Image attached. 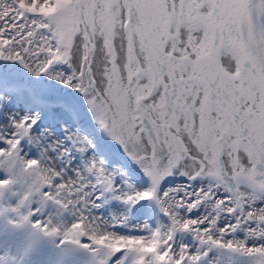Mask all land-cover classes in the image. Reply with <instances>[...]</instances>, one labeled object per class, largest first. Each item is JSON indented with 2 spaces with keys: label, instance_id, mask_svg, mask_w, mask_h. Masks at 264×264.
I'll list each match as a JSON object with an SVG mask.
<instances>
[{
  "label": "snow or ice",
  "instance_id": "6c2138e0",
  "mask_svg": "<svg viewBox=\"0 0 264 264\" xmlns=\"http://www.w3.org/2000/svg\"><path fill=\"white\" fill-rule=\"evenodd\" d=\"M0 61L72 90L0 120V264H264L247 239L264 240V0H0ZM65 112L150 187L122 191L79 129L55 139L42 116ZM173 175L215 183L162 187ZM107 196L167 219L123 234L127 216L93 214ZM206 202L216 214L193 215Z\"/></svg>",
  "mask_w": 264,
  "mask_h": 264
},
{
  "label": "bare ground",
  "instance_id": "6f19581e",
  "mask_svg": "<svg viewBox=\"0 0 264 264\" xmlns=\"http://www.w3.org/2000/svg\"><path fill=\"white\" fill-rule=\"evenodd\" d=\"M58 67H60L61 70H66V66ZM0 81L10 84L13 88L12 91L3 93L4 108L0 111V120H7L9 114L22 115L24 112L31 110L33 105L29 103V99L36 94L35 92H52L64 96L72 93L71 89L65 90V86L59 81L50 79L47 75L35 77L27 69L23 68V66L14 62L0 61ZM82 99L83 97H81V100ZM42 122L43 127L51 128L54 133V138L58 140H63L69 132L77 129L80 130L82 136H87L84 135V133L88 132L89 136L87 137L97 144L96 149L93 150L95 154L106 161L109 169L116 170L119 173L116 179L117 183L121 184L122 191L133 189L144 190L150 187V181L141 167L130 159L124 150L122 154L120 151H116L114 148L115 145H111L107 135L101 132L98 127H95L94 132H92L89 128L79 125L72 112H65L61 114L60 117H53L50 114H47L46 117L45 113L42 116ZM92 124L95 125V121H92ZM97 149H102L103 153L97 154ZM87 155L88 154H81L74 150L73 156H75V160L72 163L77 166H83V163L87 159ZM117 156L121 157L120 161L115 160ZM131 172L134 173V176L130 175ZM125 181H127V183H125ZM188 183H191L193 188L203 186L207 189V187L215 183V181L203 177L195 181H190L189 177L186 175H173L165 180L162 187L184 186ZM227 194L226 191L223 193V195ZM142 203L144 204L143 206L140 205ZM140 204L130 208L123 200L107 196L102 202L103 207L94 209L95 213L93 214L103 217L106 221H111L114 217L127 216L126 226H118L116 228L117 231L123 234H142L141 228L143 225L150 224L153 226V224L157 225L161 221H166L167 218L160 213L154 201H142ZM201 212L215 215L216 212L213 207V202H206L201 206L199 211L193 213V215L198 216ZM233 238L246 239L247 237L244 231H240L234 234ZM185 239H190V237H185ZM247 239L250 246L252 244L264 243V240ZM215 255L216 254L213 253V256ZM217 264H229L227 256L225 255L222 259H219ZM231 264H251V262L245 258L236 257L231 261Z\"/></svg>",
  "mask_w": 264,
  "mask_h": 264
},
{
  "label": "rangeland",
  "instance_id": "374dc122",
  "mask_svg": "<svg viewBox=\"0 0 264 264\" xmlns=\"http://www.w3.org/2000/svg\"><path fill=\"white\" fill-rule=\"evenodd\" d=\"M35 93H36V94H39L38 92H35ZM80 133H81V132H80ZM84 135L89 136L88 132L84 133ZM115 149H116V151H119V150H120L121 154L123 153V149L120 148L118 145H115ZM139 178H140V176H139ZM141 181H142V180H141ZM138 183H139V181H138ZM104 206H106V205H104ZM102 207H103V205H102ZM93 213H95L94 210H93ZM153 226H156V225L153 224Z\"/></svg>",
  "mask_w": 264,
  "mask_h": 264
},
{
  "label": "water",
  "instance_id": "95a60500",
  "mask_svg": "<svg viewBox=\"0 0 264 264\" xmlns=\"http://www.w3.org/2000/svg\"><path fill=\"white\" fill-rule=\"evenodd\" d=\"M87 131V130H86Z\"/></svg>",
  "mask_w": 264,
  "mask_h": 264
}]
</instances>
